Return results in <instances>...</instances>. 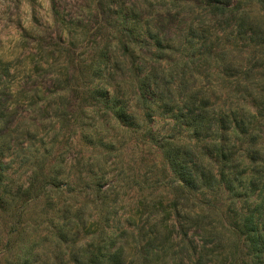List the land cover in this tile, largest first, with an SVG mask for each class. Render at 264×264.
<instances>
[{"label":"rangeland","instance_id":"374dc122","mask_svg":"<svg viewBox=\"0 0 264 264\" xmlns=\"http://www.w3.org/2000/svg\"><path fill=\"white\" fill-rule=\"evenodd\" d=\"M54 1L60 15H54L52 0H0V56L17 70L12 92L23 86L27 98L37 94L34 103L44 102L37 112L24 103L13 105L15 128L8 138L11 149L0 187V264H85L84 251L102 241L93 239L86 224L88 233L80 232L76 242L59 243L57 227L76 228L62 212L66 206L81 209L80 222L95 221L106 232H133L123 238L128 252L144 244L145 232L154 231L157 250L149 264H212L219 252L228 257L227 264H245L242 242L232 229L240 201L223 191H182L145 131L107 125L102 122L106 113L92 106V65L104 43L117 37L102 10L136 0ZM197 13L195 9L193 15ZM204 24L213 38L216 22L206 18ZM186 31L178 33L187 36ZM174 48L165 56L178 60L194 86L214 91L211 103L231 100V85L219 83L214 62H196L184 42ZM143 53L149 55L146 48ZM46 57L54 67L38 68ZM64 80L69 84L59 112L51 96L60 94ZM15 98L13 94L10 101ZM149 126L160 130L161 137L171 121L156 117ZM185 132L179 142L189 140ZM32 173L36 180L27 190ZM99 177L100 192L86 187ZM65 188L72 193H62Z\"/></svg>","mask_w":264,"mask_h":264},{"label":"trees","instance_id":"16d2710c","mask_svg":"<svg viewBox=\"0 0 264 264\" xmlns=\"http://www.w3.org/2000/svg\"><path fill=\"white\" fill-rule=\"evenodd\" d=\"M52 8L54 15H60L54 0ZM195 9L198 13L193 15ZM101 15L117 36L104 43L92 65L95 82L89 96L92 106L106 113L102 122L145 131V136L161 151L182 191H223L232 200L240 201V214L234 218L232 229L242 242V259L245 264H264V0H136L129 5L112 4ZM206 18L216 22L213 38L204 28ZM182 29L187 30V36L178 33ZM180 42L186 44L190 58L196 62H214L219 83L231 85L228 103L226 99L211 103L214 91L194 86L178 60L165 56ZM144 48L149 55H142ZM44 66L52 69L54 64L46 57L38 68ZM16 71L10 61L0 56V187L5 178L4 160L11 149L8 138L15 128L11 127L16 116L13 105L24 103L37 112L44 103H34L37 94L27 98L28 90L23 86L12 92ZM67 83L60 94L50 97L57 99L54 105L59 112L64 106ZM13 94L16 98L10 101ZM4 95L10 100H5ZM58 115L63 118V113ZM156 117L171 121L166 136L160 137V130L149 126ZM184 131L189 140L179 142ZM98 139L103 143L102 137ZM56 179L52 180L54 184ZM100 179L86 187L100 192ZM35 180L32 173L27 190ZM68 192L72 193L66 188L62 191ZM78 209H63L76 228L69 224L59 226L55 235L61 244L68 239L76 242L75 237L83 231L88 233L91 227L93 239L101 238L102 244L84 251L85 264L152 261L157 250L154 231L145 232L144 244L139 248L135 245L134 252H128V240L123 238L133 232L125 228L106 232L95 227V221L80 222L84 217ZM86 224L88 228L84 230ZM213 259L212 264H227L228 257L219 252Z\"/></svg>","mask_w":264,"mask_h":264}]
</instances>
